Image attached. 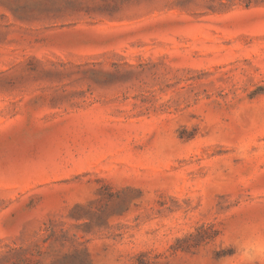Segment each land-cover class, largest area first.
<instances>
[{
  "label": "rangeland",
  "instance_id": "obj_1",
  "mask_svg": "<svg viewBox=\"0 0 264 264\" xmlns=\"http://www.w3.org/2000/svg\"><path fill=\"white\" fill-rule=\"evenodd\" d=\"M0 264H264V0H0Z\"/></svg>",
  "mask_w": 264,
  "mask_h": 264
}]
</instances>
